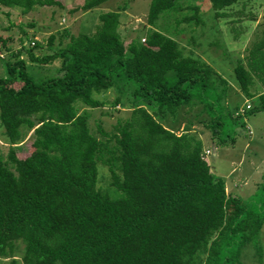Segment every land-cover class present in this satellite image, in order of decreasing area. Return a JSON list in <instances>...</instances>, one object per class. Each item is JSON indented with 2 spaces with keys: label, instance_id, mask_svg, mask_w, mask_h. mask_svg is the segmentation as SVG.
Listing matches in <instances>:
<instances>
[{
  "label": "trees",
  "instance_id": "obj_1",
  "mask_svg": "<svg viewBox=\"0 0 264 264\" xmlns=\"http://www.w3.org/2000/svg\"><path fill=\"white\" fill-rule=\"evenodd\" d=\"M104 1L84 0L77 8L89 10ZM179 1L149 0L143 41L120 38L117 11L100 12L90 34L70 35L63 44L58 40L49 54L35 52L41 45L33 40L24 47L19 39L13 50L9 38L0 35V127L7 146L4 156L0 153V259L238 264L247 246L257 252L264 175L261 196L245 202L228 193L225 177L214 175L201 158L202 141L189 125H201L219 144L233 142L238 127L249 134L246 119L264 111V38L246 49L244 63L234 65L226 79L192 56L189 43L182 46L154 27L163 11L187 9L178 22L194 26L181 27L178 34L190 38L202 13L198 5ZM207 1L217 18L238 0ZM44 2L62 6L57 0ZM38 3L0 0V6L22 14ZM52 40L49 34L48 46ZM52 62L56 74L35 80L28 63ZM255 81L263 91L251 99ZM231 82L236 94L251 100L242 114L236 113L242 98L228 104ZM109 90L115 93L112 106L130 92V109L109 134L98 129L107 136L103 140L90 131L86 108L102 106L100 96ZM180 116L185 128L176 134ZM29 131L30 151L19 157ZM97 164L108 169L118 197L97 187Z\"/></svg>",
  "mask_w": 264,
  "mask_h": 264
},
{
  "label": "rangeland",
  "instance_id": "obj_2",
  "mask_svg": "<svg viewBox=\"0 0 264 264\" xmlns=\"http://www.w3.org/2000/svg\"><path fill=\"white\" fill-rule=\"evenodd\" d=\"M41 1L42 3L35 4L32 9L24 14L20 13L18 9L0 6V35L9 38L8 43L13 50L20 47L19 39H21L24 47L30 46L29 42L33 40L41 45L34 50L35 52L49 54L52 49L59 46L58 40L63 44L70 35L90 34L97 24L98 14L103 12L106 7L110 8V6L119 10L121 16L119 26L124 27L123 30L127 31V37L120 34V38L123 37L126 40L127 38H139L140 41L141 38L145 37L144 33L149 28L145 24L149 0H106L98 4L97 9L88 11L77 8L84 0H57L62 6L55 4V2L48 5L44 2L45 0ZM179 2L180 5L182 3L184 5L195 3L200 6L202 23L194 28L189 35L190 38L184 33L178 34L181 27L194 26L191 23L178 22V19L189 14L187 9L163 11L155 20L154 27L168 36L175 37L176 41L179 39V42L186 40L190 44L191 49L189 50H192V56L204 60L215 70L222 71L224 78L229 79L232 77V67L238 63H244L243 58L246 49L255 45L259 27L254 26L255 19H253V15L255 14L256 4L260 0H248L243 4L241 10L245 14V20L236 22L238 21L237 18L243 16L240 13H233L229 18L235 21L229 24L221 23L222 14L217 18L218 21L214 19V10L208 6L207 0H180ZM114 3L116 5H113ZM49 34L53 35L50 46L47 44ZM60 34L62 35L61 38H59ZM28 67L35 80L54 76L57 69L55 62L42 66L28 63ZM2 73L3 69L0 61V74ZM129 95L130 92H127V95L123 96L115 106L111 105L115 97L112 90H109L103 96L99 95L100 99H104L102 106L86 108L89 114L88 125L90 131L103 140L107 139V136L101 137L98 129L100 128L109 134L112 126L117 121H123L127 118L130 109ZM235 101L239 103L241 98L237 96ZM178 118L181 119L182 117ZM184 119L186 118L184 117ZM184 119L182 118L178 126L173 128L176 134L185 128ZM189 128L197 132L202 141V147L214 145L213 154L208 156L210 168L214 175L225 177V188L228 193L238 196L245 202H249L248 199L252 196H261L258 187L261 186L262 175H264V111L255 112L246 119L249 136L242 133L246 131L245 128L238 127L240 135L235 136L233 142L227 141L225 144H219L215 138L210 136L208 130L197 123H192ZM30 141L31 134L29 131L21 142L19 157H24L30 151ZM110 144H112V141L108 142V145ZM6 147V141L2 136L0 127V153L3 156ZM96 168L99 171L97 187L103 188V192L110 197H118L121 192L114 186L109 185L111 178L108 169L102 164H97ZM227 207L226 220L232 212V210L230 211L231 204ZM20 249L21 244L18 253ZM238 260L240 262L238 264H264V225L259 234L257 252L254 251L253 247L247 246L245 251L239 255ZM0 264H21V261L18 257L13 260L4 258L0 259Z\"/></svg>",
  "mask_w": 264,
  "mask_h": 264
},
{
  "label": "crops",
  "instance_id": "obj_3",
  "mask_svg": "<svg viewBox=\"0 0 264 264\" xmlns=\"http://www.w3.org/2000/svg\"><path fill=\"white\" fill-rule=\"evenodd\" d=\"M106 1V0H105ZM248 0H238L237 2H235L234 4H232V5H230V6H228V7H225V8H223L222 10H221V12H222V19H221V23H223V24H229V23H231V22H234L235 20L234 19H232V18H229V16L231 15V14H233V13H240V15H242L243 17H239V18H237V20L238 21H236V22H241V21H244L245 20V14L241 11L242 10V6H243V4H245L246 2H247ZM195 4V3H194ZM113 5H116V3H114ZM197 5V4H196ZM110 6V5H109ZM199 6V5H198ZM208 6H209V4H208ZM97 9L98 8V5L97 6H95V7H92L91 9ZM110 8H111V6H110ZM108 8V7H106L104 10H103V12L104 11H117L118 13H120L119 12V10H116V9H114V8ZM199 9H200V6H199ZM90 10V9H89ZM85 11H88V10H85ZM200 11V10H199ZM200 14H201V11H200ZM214 16V15H213ZM228 16V17H227ZM120 18H121V16L119 17V21H120ZM218 18V17H217ZM217 18H214V19H216V21H218V19ZM253 19H255L254 20V26L255 27H259V29H258V31H257V35H256V38H255V43H260V42H262V40H263V38H264V0H260V2H258L257 4H256V8H255V14L253 15ZM129 24H130V22H129ZM124 29V27H121V26H119V24H118V28H117V31H118V33L119 34H121V35H124V36H126L127 37V34H126V32L127 31H124L123 30ZM185 34V33H184ZM128 39H130V38H127V40L125 39V38H123V40L124 41H128ZM180 40V39H179ZM179 40H178V42H179ZM182 46H186L187 45V43H186V40H182V42H179ZM185 51V50H184ZM187 51H189V50H187ZM186 52V51H185ZM210 65V64H209ZM218 73H220V74H222V75H224L223 74V72L222 71H218ZM231 86L233 87V89H231L229 92V98H231V101H228V104L229 105H231V106H235V105H237L238 103L235 101V98L237 97V96H239L240 98H242L243 99V94H241L240 92H239V94H236V93H238L237 92V88L234 86V84H232V82H231ZM251 91H252V93H253V96L251 97V99H253V97L255 96V95H257V94H259V93H261L262 91H263V88H262V86L259 84V83H257L256 81L253 83V85H252V87H251ZM245 99H247V98H245ZM244 100V99H243ZM249 102L251 101L250 100V98H248L247 99ZM231 103V104H230ZM240 103H242V102H240ZM239 103V104H240ZM214 146V145H213ZM212 146V144L211 145H209V146H203L202 148H205V147H209V148H214Z\"/></svg>",
  "mask_w": 264,
  "mask_h": 264
},
{
  "label": "built area",
  "instance_id": "obj_4",
  "mask_svg": "<svg viewBox=\"0 0 264 264\" xmlns=\"http://www.w3.org/2000/svg\"><path fill=\"white\" fill-rule=\"evenodd\" d=\"M140 41H143V38L140 39ZM249 101L247 99L243 100V103L238 107L236 113L238 114H242L245 110L249 108ZM214 148H209V147H205L202 148V152H201V158L208 163V156H210V154H213Z\"/></svg>",
  "mask_w": 264,
  "mask_h": 264
}]
</instances>
